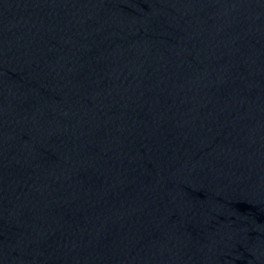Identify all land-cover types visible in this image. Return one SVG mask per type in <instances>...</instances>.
Returning <instances> with one entry per match:
<instances>
[{"label":"water","instance_id":"water-1","mask_svg":"<svg viewBox=\"0 0 264 264\" xmlns=\"http://www.w3.org/2000/svg\"><path fill=\"white\" fill-rule=\"evenodd\" d=\"M0 38L178 264H264V0H0Z\"/></svg>","mask_w":264,"mask_h":264}]
</instances>
